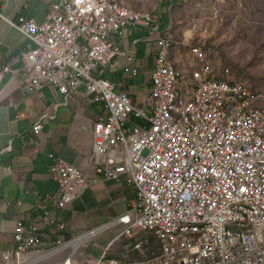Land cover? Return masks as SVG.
I'll list each match as a JSON object with an SVG mask.
<instances>
[{
  "label": "built area",
  "instance_id": "2783aa9c",
  "mask_svg": "<svg viewBox=\"0 0 264 264\" xmlns=\"http://www.w3.org/2000/svg\"><path fill=\"white\" fill-rule=\"evenodd\" d=\"M161 16L123 0H60L42 23L24 15L10 21L0 12V20L35 43L20 70L0 58V74H20L27 94L49 86L67 97L84 86L103 111L88 157L92 175L50 155L57 193L45 196L51 208H42L39 219L64 230L54 210L102 180L125 181L135 195L113 221L45 251L38 250L37 223L17 221L14 247L0 254V264H264V91L216 68L203 45L178 42L172 34L156 41L144 104L104 77L125 29L157 35ZM177 45L188 48L189 65L173 64ZM123 71L137 75L131 67ZM45 118L35 123V135ZM116 226L113 242L136 240L129 252L137 258H112L110 245L100 256L76 257L84 239Z\"/></svg>",
  "mask_w": 264,
  "mask_h": 264
},
{
  "label": "crops",
  "instance_id": "0c3cea01",
  "mask_svg": "<svg viewBox=\"0 0 264 264\" xmlns=\"http://www.w3.org/2000/svg\"><path fill=\"white\" fill-rule=\"evenodd\" d=\"M59 1L0 0V12L10 21L24 15L42 23L51 5ZM160 11L159 34L149 36L138 27L125 29L123 38L115 40L118 53L104 72L107 80L128 92L138 104L146 102L150 91L156 41L160 35L172 34L170 16ZM34 46L32 40L6 20H0L2 61L20 70L24 54ZM170 59L178 67L189 65L188 48L175 46ZM124 67L136 69L137 75L125 73ZM102 112V107L93 101L84 86L67 97L49 86H44L39 93L27 94L20 84V74H0V254L13 249L17 221L37 223L42 243L38 250L45 251L58 241L81 237L127 211L135 197L132 187L122 180L118 183L102 180L86 189L71 205L54 210V217L65 223L64 230L48 227L39 219L42 208H51V202L45 201V196L54 197L57 193L55 176L50 171L54 159L50 155L92 175L93 165L88 157L93 151L94 125ZM41 117H46L43 128L35 135L34 125ZM119 233L120 226H116L84 239L76 257L100 256L110 245L109 256L112 258L120 259L126 254L131 259L137 258L136 252H129L136 240L122 237L113 242Z\"/></svg>",
  "mask_w": 264,
  "mask_h": 264
},
{
  "label": "rangeland",
  "instance_id": "374dc122",
  "mask_svg": "<svg viewBox=\"0 0 264 264\" xmlns=\"http://www.w3.org/2000/svg\"><path fill=\"white\" fill-rule=\"evenodd\" d=\"M125 2L143 12L163 10L178 42L203 45L216 68H227L240 82L264 91V0ZM147 237L156 249V242Z\"/></svg>",
  "mask_w": 264,
  "mask_h": 264
}]
</instances>
